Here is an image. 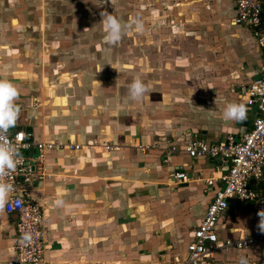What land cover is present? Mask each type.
I'll list each match as a JSON object with an SVG mask.
<instances>
[{"label": "crops", "instance_id": "crops-1", "mask_svg": "<svg viewBox=\"0 0 264 264\" xmlns=\"http://www.w3.org/2000/svg\"><path fill=\"white\" fill-rule=\"evenodd\" d=\"M104 12L124 23L138 17L145 30L108 45ZM234 16L235 0H0V71L19 91L11 129H30L36 143L80 146L48 150L23 186L47 217L44 264L185 261L228 167L182 150L164 165L160 140L221 143L251 128L258 107L241 99L242 89L264 55ZM137 76L148 89L139 101L129 95ZM228 103L244 105L245 118L224 119ZM22 154L33 160L37 149ZM172 170L188 182H174ZM258 223L250 204L231 200L216 233L248 238L262 233ZM16 224L0 213V264L13 258ZM241 257L264 264V240L218 251L211 264Z\"/></svg>", "mask_w": 264, "mask_h": 264}, {"label": "built area", "instance_id": "built-area-1", "mask_svg": "<svg viewBox=\"0 0 264 264\" xmlns=\"http://www.w3.org/2000/svg\"><path fill=\"white\" fill-rule=\"evenodd\" d=\"M231 24L250 29L264 55V0H235V16ZM241 99L249 105L258 107V116L241 138L229 135L221 143H210L195 135L182 147L169 138L160 140L166 146L162 159L164 165H168L182 150L190 158L220 160L228 167L219 178L221 187L214 193L199 226L193 231L192 241L187 245L185 261L179 264H211L218 251L242 249L264 240V233H261L248 238L221 241L216 233L218 219L228 208L231 200L250 204L255 214L264 210V64L243 87ZM7 137L18 147L22 160L16 170L6 177L7 182L14 185L15 192L12 195L19 200V204H13L5 210L7 214L14 216L17 222L13 258L5 264H44L47 217L41 205L27 200L26 188L23 186L29 184L36 176L35 167L43 162L48 150L79 149L80 146L66 145L61 141L32 142L29 141L31 133L14 131L11 128ZM102 146L109 148L105 144ZM31 147L37 149V156L33 160L22 154ZM156 147L157 144L138 145L136 148L145 152ZM169 177L179 183L189 180L184 172L176 170L170 171ZM213 183V179L206 181L208 186H212ZM26 231L32 233V241L29 244H22L20 238Z\"/></svg>", "mask_w": 264, "mask_h": 264}, {"label": "clouds", "instance_id": "clouds-1", "mask_svg": "<svg viewBox=\"0 0 264 264\" xmlns=\"http://www.w3.org/2000/svg\"><path fill=\"white\" fill-rule=\"evenodd\" d=\"M103 16V28L106 33L104 40L108 45L117 44L126 32L131 33L134 30L137 33H143L145 30L142 20L138 17H133L124 23L108 12H104ZM147 90V86L139 76L135 77L129 85V95L135 101L141 100ZM18 97L17 86L9 80L0 79V213L13 204H19V200L12 195L15 192L14 185L6 180V177L16 170L18 163L22 160L18 147L7 137L8 130L16 125L20 115V109L15 103ZM245 114L244 105L228 103L223 117L226 120H243ZM64 204L62 199L55 201L57 207H63ZM257 216L259 217L258 228L264 233V210L258 211ZM31 241L32 233L24 232L20 243L29 244ZM239 264H247V260L241 257Z\"/></svg>", "mask_w": 264, "mask_h": 264}, {"label": "rangeland", "instance_id": "rangeland-1", "mask_svg": "<svg viewBox=\"0 0 264 264\" xmlns=\"http://www.w3.org/2000/svg\"><path fill=\"white\" fill-rule=\"evenodd\" d=\"M248 117H249V119H248V120H250V122H251V121H252V119H251V115L249 114V115H248Z\"/></svg>", "mask_w": 264, "mask_h": 264}, {"label": "water", "instance_id": "water-1", "mask_svg": "<svg viewBox=\"0 0 264 264\" xmlns=\"http://www.w3.org/2000/svg\"><path fill=\"white\" fill-rule=\"evenodd\" d=\"M27 132H28V133H31L30 129H27Z\"/></svg>", "mask_w": 264, "mask_h": 264}]
</instances>
